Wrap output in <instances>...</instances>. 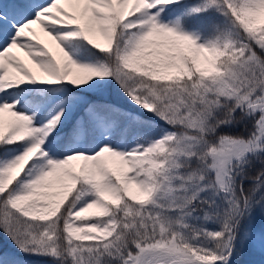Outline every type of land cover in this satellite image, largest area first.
<instances>
[{
	"label": "snow or ice",
	"instance_id": "snow-or-ice-1",
	"mask_svg": "<svg viewBox=\"0 0 264 264\" xmlns=\"http://www.w3.org/2000/svg\"><path fill=\"white\" fill-rule=\"evenodd\" d=\"M0 264H264V0H0Z\"/></svg>",
	"mask_w": 264,
	"mask_h": 264
},
{
	"label": "rangeland",
	"instance_id": "rangeland-1",
	"mask_svg": "<svg viewBox=\"0 0 264 264\" xmlns=\"http://www.w3.org/2000/svg\"><path fill=\"white\" fill-rule=\"evenodd\" d=\"M0 250L8 254H11L14 251L8 239H6V241H0Z\"/></svg>",
	"mask_w": 264,
	"mask_h": 264
},
{
	"label": "trees",
	"instance_id": "trees-1",
	"mask_svg": "<svg viewBox=\"0 0 264 264\" xmlns=\"http://www.w3.org/2000/svg\"><path fill=\"white\" fill-rule=\"evenodd\" d=\"M6 237H4L2 234H0V241H6Z\"/></svg>",
	"mask_w": 264,
	"mask_h": 264
}]
</instances>
